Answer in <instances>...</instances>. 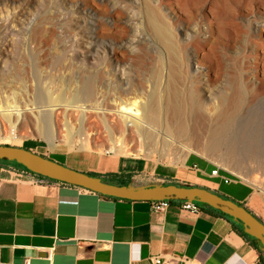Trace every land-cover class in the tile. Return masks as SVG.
I'll use <instances>...</instances> for the list:
<instances>
[{
	"label": "bare ground",
	"instance_id": "bare-ground-1",
	"mask_svg": "<svg viewBox=\"0 0 264 264\" xmlns=\"http://www.w3.org/2000/svg\"><path fill=\"white\" fill-rule=\"evenodd\" d=\"M39 1L0 0V6L2 5V8H0V29H5L6 27L7 33L9 31L10 34L15 35L17 33L18 35L22 23L20 15H18L19 5L21 3L28 4V10L22 11V14L27 17V15H32L31 9L33 11L34 8H37ZM236 1L171 0L168 5L164 6L161 0H61L59 8L63 7L71 11V16L64 18V20L68 21L66 23L70 27L66 29V32L68 38L72 40L73 46L75 45L74 51L76 55L82 58L81 63L84 67H86V63L94 58L102 56L111 64H115V69L117 70L121 68L119 66L122 60L133 56L137 52H144L143 47L152 43V37L157 40L170 39L172 41L171 35L168 34V30H170L174 37L178 39L177 34H175L177 26L174 24V18L184 28L186 37H189L187 39L190 41V45L197 38H201L197 42L199 50L188 52L187 58L189 62L191 59H196L197 61H206L205 63L211 64L208 67L205 80L210 88L207 91H202L194 84L193 80H190L191 86L189 94L185 97L187 98L185 102L177 85V74L172 72L163 82L160 95L157 96L156 92L146 93L140 88L132 89L129 74L123 67L121 77L120 75L115 76V81L112 77H109L114 81V85L107 89L108 92L106 89L101 92V97L96 94L95 90L96 85L101 83L96 81L94 75H89L86 76L88 78L87 81H81V84H78V81L73 79L74 81H68L69 83L66 84V88L63 87L64 89L60 88L61 84L59 83L58 87L60 90L57 93L51 90L47 94L45 93L42 98L43 103L47 107L46 109L43 108V105L40 106V103L39 106L41 108L38 104L32 105L30 108L27 106L30 105V102L22 103L23 105L25 104L22 109H20L19 105L13 104L6 106L7 110L4 111L6 113H3V116L8 117L10 121L13 117L16 122L33 124L35 135L44 138L48 144L55 143L56 139L61 137V142L70 151H88L89 139L83 124L80 129L75 130L70 125L68 115L81 114L83 122L86 113L90 112V110L92 113L93 109H95V115L97 113L105 122L116 121V126L121 129L118 128L121 132L135 131L138 134L137 136L142 138H146L148 134L154 131L153 120L160 115L165 120L162 124L163 144L159 146L157 143L150 141L145 143L144 146L140 145L139 154L152 157L153 154L159 153L164 160L171 157L170 164H181L184 166L190 154L194 153L232 173L244 182L257 186L259 175H261L260 178L264 176V153H259V150L256 151L253 148L251 151L248 150L250 152L248 155L242 154L235 149V146L233 147L232 144L225 145L222 140L231 131L233 117L241 105L238 89L232 85L227 86L226 80L224 82L220 80L224 76V64H222L223 61L220 54L221 45L223 46V43H226L233 46V48L239 45L238 40H236L239 33L233 28V24L230 21L235 11ZM247 2H245L244 8L249 7ZM241 3L239 2V4ZM134 8L138 12L133 10ZM164 8L168 12H165ZM208 10L210 11L209 13ZM141 11H144V16H141ZM61 12L64 13L63 11ZM135 12L139 13V16L138 14L135 16ZM252 13L251 16L255 17L254 11ZM259 13L264 15V8ZM251 16L247 14L245 17L250 21ZM30 18L33 20L32 16ZM145 23L150 27L153 33L152 36H147L145 31L137 26L138 24L143 26ZM202 23L206 24L203 25ZM255 24L254 26L250 24L249 27L260 37L264 38V21ZM15 36L14 38H16ZM2 51L3 48L0 51V76L7 73L5 71L8 69L6 54ZM155 51L160 55L166 53L159 46L155 47ZM259 61H262L264 71V52H260V55L256 58V66L260 65ZM189 68H191V64ZM196 70L198 71V69ZM187 74L188 77H192L190 72ZM218 83L219 86H217ZM225 86H227L226 89L224 88ZM111 90L114 91H112L114 96L112 97L111 95L109 99ZM247 91L249 94L255 95L253 93L254 90ZM157 97L160 104L157 103ZM187 106L188 108L190 107L191 117L190 119L188 118V121H183L181 116ZM10 108L11 110H8ZM59 113H63L66 120L62 132L56 126V119ZM205 115H208L209 119ZM159 119L158 117L157 120ZM208 120H210V123ZM9 138L13 142H19L14 132L12 135L10 134ZM112 139L108 152L116 154L129 152L130 148L126 145L124 139L114 135H112ZM255 143L253 141L257 148L260 144L257 145ZM262 185L264 187V184ZM263 187H259L262 192H264ZM259 238L264 241L262 235Z\"/></svg>",
	"mask_w": 264,
	"mask_h": 264
},
{
	"label": "crops",
	"instance_id": "crops-1",
	"mask_svg": "<svg viewBox=\"0 0 264 264\" xmlns=\"http://www.w3.org/2000/svg\"><path fill=\"white\" fill-rule=\"evenodd\" d=\"M63 164L130 188L190 184L221 190L198 168H183L195 170L185 179L181 169L142 156L75 150L65 153ZM239 185L244 196L226 197L264 223V196L242 180ZM151 203L106 198L0 165V264H152V257L186 258L192 264H261L260 256L264 259V241L256 239L258 252L240 234L249 235L241 223L206 208L183 210L177 202L156 212ZM174 264L182 263L175 259Z\"/></svg>",
	"mask_w": 264,
	"mask_h": 264
},
{
	"label": "rangeland",
	"instance_id": "rangeland-1",
	"mask_svg": "<svg viewBox=\"0 0 264 264\" xmlns=\"http://www.w3.org/2000/svg\"><path fill=\"white\" fill-rule=\"evenodd\" d=\"M60 1L61 0H40L37 4V8H34L33 11L31 9L32 15H27V17L22 13L27 11L29 6L26 3H21L18 9V15H20L22 22L20 25L21 33L18 32V35L16 33L15 35L17 36L11 33L12 36L9 31V34L7 33L6 27L5 29H0V51L3 48L2 52L6 54V60L8 61H6L8 63V69L5 71L7 73L1 74L0 76V144L21 146L44 157H51L53 161L63 164L65 153L72 151H69V148L61 142V137L57 138L55 143L48 144L44 138L35 135L33 124H22L20 121L16 122L13 117L10 121L8 117L3 116V113H6L4 111L7 110V105L11 106L16 104L22 109L25 105L22 103L26 102H30L29 104L31 106L27 105L30 108L32 105L38 104L39 106L41 104L40 106L43 105V108L46 109L47 107L43 103L42 98L45 96V93L47 94L50 90L57 93L60 88H66V84L73 79L78 81V84H81V81H87L88 78L86 76L94 75L96 81L101 83L97 84L95 89L96 94L100 96L101 92L114 85V81L116 80H114V78H116L115 76L120 75L121 77L124 67L125 71L129 74L132 89L140 88L146 93L156 92L158 96L162 90L163 82L174 72L178 77L177 85L180 89V95L185 102L187 100L185 97L189 94L188 92L191 86L190 80H193L194 84L202 91H207V89L210 88L205 80L208 67H210L211 64L205 63L206 61H197L196 59H191L189 62L187 58L188 52L199 50L197 42H199L201 38H195L196 40L193 44L191 43V45H193L191 46L188 40L189 37L185 35L186 32L184 28H182L179 21H176L174 18V24L177 26L175 34H177L178 39L174 37V34H172L170 30H168V34L171 35L172 41H170V39L157 40L155 37H152V43L143 47L144 52H137L133 56L122 60L119 66L121 68L117 70L115 69V64H111V62L102 56L94 58L86 63L87 65L84 67L81 63L82 58L76 55L74 51L75 45L73 46L72 40L68 38L66 32V29L70 27L67 24L68 21L64 20V18L70 17L71 11L63 7L59 8ZM170 1L171 0H161L164 6L168 5ZM239 2L242 3L239 4ZM245 2H247V0L236 1L235 11L230 18L233 28L239 33L238 37H236L239 45L233 48V46L223 43L224 47L222 45L220 47L222 64H224V76L220 80H222V82L226 80L227 86L232 85L236 87L241 98V105L233 117L231 131H229L222 140L225 145L232 144L233 147H236V150L242 154L248 155V153H250L248 150L251 151L253 148L256 151L259 150V153H264V71L262 61H259L260 65L256 66V58H258L260 52H264V38L260 37L249 27L250 24L254 26L256 25L255 23L264 21V15L259 13L262 8H264V0H248L247 3L249 7L247 8H244ZM1 6L0 8H2ZM133 10L137 11L135 8ZM164 11L168 12L166 8H164ZM252 11H254L255 17L251 16L253 14ZM209 12L208 10V13ZM137 14L139 16V13L135 12V16ZM140 14L144 16V11H141ZM247 14L251 16L250 21L245 17ZM31 16L33 20H31ZM202 24L204 25L206 23ZM137 26L142 28L147 36H152L153 33L146 23L143 26L139 24ZM14 36L16 38H14ZM157 46L160 48L162 47L166 53L162 55L157 53L155 51V47ZM189 63L191 64V68H189ZM196 69H198V71ZM186 72H190L192 77H188ZM255 76H257V78H255ZM109 77H112L114 81ZM59 83L61 84L60 88L58 87ZM217 86H219V83ZM227 86L224 88L226 89ZM246 88L247 90H254L253 93H255V95L249 94V92L245 90ZM112 91L113 90L109 93V99L111 95L112 97L114 96V91ZM157 103L160 104L158 97ZM189 108L187 106L186 109L183 110L184 114L181 116L183 121H188L191 117V110ZM8 110H11V108ZM94 112L95 109H93L92 113L91 110L88 112L89 114L86 113L83 122L81 120V114L68 115L70 125H72L75 130H78V128L80 129L83 124L85 133L89 139L88 151L108 152L109 146L113 140L112 135H114L115 137L124 139L126 145L130 148L129 152L125 153V155L152 158L170 169H181L180 174L184 175L185 179L192 177L195 174V170L186 171L183 168H198L201 175L205 173V175H202L205 179L213 183H220L221 190L219 193L231 198L235 196H244L246 194V191L239 185L241 179L226 171L222 170L221 175L229 176L232 181L236 180L237 183L231 182L226 184L223 183L220 178H210V172L217 169L218 166L197 154H190L184 166L181 164H170V159L172 158L169 157L164 160L159 153L153 154L152 157L139 154L138 150L140 145L144 146L145 143L150 141L157 143L159 146L163 144L164 136L162 135V124L165 120L161 118L160 115L154 118V123H152L153 128L155 127L156 129H153V132L156 133L151 132L146 138H142L137 136L138 134L135 131H127L126 133L121 132V129L118 127L119 130L116 126V121L105 122L103 118L97 113L95 115ZM158 117L160 121L157 120ZM205 117L209 119L208 115H205ZM65 121L64 114L59 113L56 119V126L61 132L63 131ZM158 121L159 123H157ZM208 121L210 123V120ZM243 130L245 131L243 132ZM13 132L18 137L19 142L17 143L9 138L10 134L12 135ZM159 132L161 134H157ZM253 134L255 135L254 137ZM253 141L254 143L256 142L255 144L257 145L260 144L258 146L256 145L258 149L253 144ZM260 176L261 175H259L257 186L250 185L259 194L264 196V192L259 188L263 187L262 184H264V179L262 178H264V176L261 178Z\"/></svg>",
	"mask_w": 264,
	"mask_h": 264
},
{
	"label": "water",
	"instance_id": "water-1",
	"mask_svg": "<svg viewBox=\"0 0 264 264\" xmlns=\"http://www.w3.org/2000/svg\"><path fill=\"white\" fill-rule=\"evenodd\" d=\"M0 161L16 163L34 175L78 186L103 196L129 201H171L201 203L207 205L241 223L245 231L260 240L264 237V223L245 206L207 188L190 184H160L139 188L126 185H114L103 178L78 171L50 158L39 155L27 148L0 144Z\"/></svg>",
	"mask_w": 264,
	"mask_h": 264
},
{
	"label": "built area",
	"instance_id": "built-area-1",
	"mask_svg": "<svg viewBox=\"0 0 264 264\" xmlns=\"http://www.w3.org/2000/svg\"><path fill=\"white\" fill-rule=\"evenodd\" d=\"M222 170L226 171L225 169L218 167L217 169L210 172V176L215 177V178H220L223 181V183H226V184L233 182L229 176L221 175ZM226 172H228V171H226ZM228 173L233 175L230 172H228ZM233 176H235V175H233ZM151 204H152L151 205L152 210L159 212V211L166 210L172 203H171V201H154ZM180 207L183 210H191L193 212L198 211L196 206L193 203H189V202H180ZM175 259L182 264H192V262L186 258H174V260H166V259H162L160 257H152L150 259V261L152 264H174ZM25 264H30V263L28 261H26Z\"/></svg>",
	"mask_w": 264,
	"mask_h": 264
},
{
	"label": "trees",
	"instance_id": "trees-1",
	"mask_svg": "<svg viewBox=\"0 0 264 264\" xmlns=\"http://www.w3.org/2000/svg\"><path fill=\"white\" fill-rule=\"evenodd\" d=\"M0 165H8V166H13V167H16V168H19V169H22V170H25V171H27L23 166H21V165H19V164H16V163H8V162H3V161H0ZM27 172H29V171H27ZM30 173V172H29ZM32 174V173H31ZM38 176V175H37ZM39 178H41L42 180H46V181H53V180H50V179H47V178H45V177H41V176H38ZM105 181V180H104ZM54 182H58V181H54ZM105 182H107V181H105ZM104 197H106V198H113V197H107V196H104ZM171 203H175V202H171ZM177 203H180V202H177ZM194 205L196 206V208L199 210L200 208H206V209H208V210H210L211 212H213V213H215V214H218V215H221V216H223V217H225V218H227V219H229V220H231V221H233V219L231 218V217H229V216H227V215H225V214H223V213H221V212H219V211H217V210H215V209H213V208H211V207H209V206H207V205H204V204H201V203H194ZM241 205V204H240ZM234 222V221H233ZM240 232V234L250 243V245L252 246V247H254L258 252H260L261 251V249H260V246H259V244H258V242H257V240H256V238L255 237H253V236H251V235H246V234H244V233H242L241 231H239ZM260 262H261V264L264 262V259H263V257L262 256H260Z\"/></svg>",
	"mask_w": 264,
	"mask_h": 264
}]
</instances>
